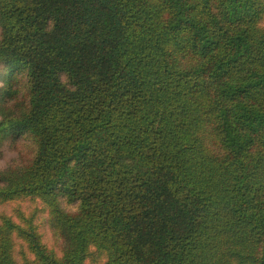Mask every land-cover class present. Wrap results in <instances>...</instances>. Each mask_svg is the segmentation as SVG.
<instances>
[{
  "label": "trees",
  "instance_id": "obj_1",
  "mask_svg": "<svg viewBox=\"0 0 264 264\" xmlns=\"http://www.w3.org/2000/svg\"><path fill=\"white\" fill-rule=\"evenodd\" d=\"M263 23L264 0H0V203L41 200L62 252L0 213V264H264Z\"/></svg>",
  "mask_w": 264,
  "mask_h": 264
},
{
  "label": "rangeland",
  "instance_id": "obj_2",
  "mask_svg": "<svg viewBox=\"0 0 264 264\" xmlns=\"http://www.w3.org/2000/svg\"><path fill=\"white\" fill-rule=\"evenodd\" d=\"M264 26V23H263ZM1 35V31H0ZM2 155L0 156V170H7L9 168H17L20 166V158L18 156V151L7 142L2 150ZM23 213L27 217L35 215V224L42 236L44 244L48 249L54 251L58 257L62 256L61 248L56 242L53 231L50 224V213L48 208L41 200H33L30 198L15 200L13 202L0 203V213L11 217L13 220L18 222V213ZM17 248L20 249L19 243ZM95 252V249H92ZM19 253L15 254L16 258ZM105 258L102 256H97L88 258L84 264H103Z\"/></svg>",
  "mask_w": 264,
  "mask_h": 264
},
{
  "label": "clouds",
  "instance_id": "obj_3",
  "mask_svg": "<svg viewBox=\"0 0 264 264\" xmlns=\"http://www.w3.org/2000/svg\"><path fill=\"white\" fill-rule=\"evenodd\" d=\"M72 210L75 211L76 209L73 207Z\"/></svg>",
  "mask_w": 264,
  "mask_h": 264
}]
</instances>
